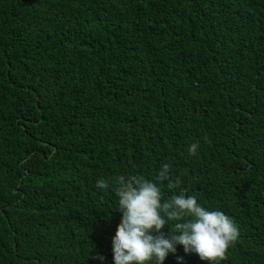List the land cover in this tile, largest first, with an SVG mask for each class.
Wrapping results in <instances>:
<instances>
[{
	"label": "trees",
	"instance_id": "16d2710c",
	"mask_svg": "<svg viewBox=\"0 0 264 264\" xmlns=\"http://www.w3.org/2000/svg\"><path fill=\"white\" fill-rule=\"evenodd\" d=\"M165 163L264 264V0H0V264H114L115 178Z\"/></svg>",
	"mask_w": 264,
	"mask_h": 264
},
{
	"label": "clouds",
	"instance_id": "9594fccd",
	"mask_svg": "<svg viewBox=\"0 0 264 264\" xmlns=\"http://www.w3.org/2000/svg\"><path fill=\"white\" fill-rule=\"evenodd\" d=\"M199 145L191 144L195 153ZM121 224L112 241L114 264H163L170 253L182 246L185 253H196L201 260L216 264L239 236L235 220L220 209L202 204L196 195L174 194L163 198L162 181L170 180V165L163 164L156 179L143 175L116 177ZM97 187L108 189L110 180L99 178ZM172 230L169 231L168 225ZM167 228V231L163 229ZM93 259L104 264L97 253ZM178 256L177 261L183 262Z\"/></svg>",
	"mask_w": 264,
	"mask_h": 264
}]
</instances>
